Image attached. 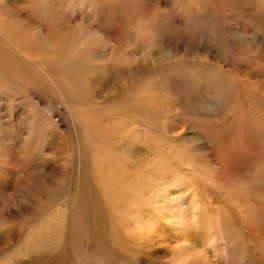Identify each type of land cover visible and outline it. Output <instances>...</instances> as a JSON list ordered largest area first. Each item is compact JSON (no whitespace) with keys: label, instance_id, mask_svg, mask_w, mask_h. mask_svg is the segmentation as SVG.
Returning a JSON list of instances; mask_svg holds the SVG:
<instances>
[{"label":"rangeland","instance_id":"374dc122","mask_svg":"<svg viewBox=\"0 0 264 264\" xmlns=\"http://www.w3.org/2000/svg\"><path fill=\"white\" fill-rule=\"evenodd\" d=\"M3 11L0 122L13 156L30 152L0 163V264H264V179L254 160L235 164L224 70L194 41L195 23L222 25L208 0H93L55 19ZM38 116L44 143L23 127ZM158 185L184 227L157 214Z\"/></svg>","mask_w":264,"mask_h":264},{"label":"bare ground","instance_id":"6f19581e","mask_svg":"<svg viewBox=\"0 0 264 264\" xmlns=\"http://www.w3.org/2000/svg\"><path fill=\"white\" fill-rule=\"evenodd\" d=\"M69 1L72 5L67 4ZM86 1L91 2L93 0H0V18L7 15L3 9H8L10 18H38L44 15L46 18L51 16L55 19L61 17V11H67L72 6L77 9L79 3H85ZM245 1L235 0L234 2L230 0L227 5L224 4L225 0H208V8L217 19L222 21V25H219V28L214 27V30H208L203 25L195 23L193 25V35L194 41L204 49L202 51L203 58L214 63L217 61L216 64H219L220 68L224 70L226 81H222L220 92L221 94L225 92L224 106L227 109L223 113L226 114L227 119H231L236 124L235 129L238 132L235 164H245L250 159L254 160L257 163L255 177L261 180L264 179V149H260L262 146L264 148V0H254L252 2V5L256 3L259 8L254 11H248L250 5ZM28 3H30L31 9L28 15H24L26 11L23 12L22 9ZM233 10L238 14L241 13L242 17L237 16L236 13L235 15L229 13ZM188 15L192 19L200 17L194 6H189ZM233 21L235 22L234 25H232ZM186 23H190L189 20ZM0 124V163L9 166V161L15 162L16 159V166L18 167L19 164L24 163L30 151L26 148L23 150L22 156H13L10 146H8L10 145V134L2 129L1 122ZM23 127L28 129V138L44 143L49 126L41 117L38 116L35 122L24 119ZM245 136L248 140L245 139ZM136 137L138 141H143V137L139 135H136ZM246 140L247 142L252 141L254 151L250 146L251 143L248 144ZM256 143L261 144L257 151L254 147ZM254 152L255 155L257 154V160H255ZM94 157L96 158V155ZM41 159L45 161L48 158L47 156H41ZM17 161L19 162L17 163ZM40 169H44V165ZM165 172L168 175L170 174L168 170H165ZM171 174L174 176V173ZM6 175L0 169V179L2 177L4 180ZM113 177L117 182L121 179L118 174ZM167 188L158 185L152 193V195L158 196L153 199L151 204H154L153 207L157 214L164 217V220L169 221L173 217L175 225L184 227L182 212H176L173 207L177 204L173 202V191ZM146 190L148 191V189ZM158 197L165 201L164 205L156 204V198ZM197 204L192 216L195 220H203L205 209L201 208L199 203ZM129 214L133 215L139 228L143 227V224L140 223L141 214H137V212H130ZM0 222L5 223L4 220ZM147 227L150 226L147 225ZM12 232L15 234L14 231ZM7 233L9 232L7 231ZM9 235L11 234L9 233Z\"/></svg>","mask_w":264,"mask_h":264}]
</instances>
